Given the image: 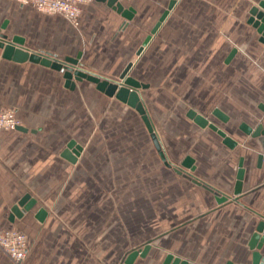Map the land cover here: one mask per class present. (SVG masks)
Returning a JSON list of instances; mask_svg holds the SVG:
<instances>
[{"label":"crops","instance_id":"crops-1","mask_svg":"<svg viewBox=\"0 0 264 264\" xmlns=\"http://www.w3.org/2000/svg\"><path fill=\"white\" fill-rule=\"evenodd\" d=\"M7 1L21 10L31 8L39 15L58 16L69 23L60 15L43 14L31 6ZM262 1L178 0L142 53V58L157 54V67L171 69L163 70V74L179 76V81H174L179 90L185 91L182 83L188 86V99H179L178 110L172 114L179 134L190 132L188 142H183L187 149L181 164L188 156L193 158L196 168L192 174L229 199L220 204L214 193L185 177L157 181V186L162 183L167 189L161 195L153 237L139 239L149 232L134 231L132 224L123 232L130 249L152 245L148 255L138 257L133 264H164L169 254L192 264H240L252 252L249 240L264 214V168H258L263 150L259 140L242 132L240 125L264 126V42L249 23L251 10ZM5 2L0 0V20ZM170 2H122L126 9H133V18L126 26V19L107 0L83 6L79 24H69L77 29L82 42L100 52L85 54L80 49V62L96 74L117 79ZM8 23L2 21L0 34ZM106 45L111 52H120L102 53ZM123 48L127 51L124 54ZM234 50L235 55L227 62ZM41 52L60 58L78 55ZM214 75L220 76L218 82H214ZM65 82L63 72L30 61L6 60L0 49V111L15 109L28 129L0 130V231L17 229L27 234L29 252L23 264H118L115 222L102 227L99 207L85 210L83 190L92 180L86 182L85 173L80 172L87 148L78 134L84 127L86 96L93 94L130 106L106 96L87 80L77 82L74 90ZM192 109L212 119L238 145L230 149L216 132L198 126L188 117ZM216 109L230 118L228 123L212 117ZM71 140L83 148L76 162L63 157ZM241 160L245 169L243 190L235 196ZM27 193L37 204L12 222L13 206ZM95 198L93 195L92 200ZM41 208L47 211L43 221L36 218Z\"/></svg>","mask_w":264,"mask_h":264},{"label":"rangeland","instance_id":"rangeland-1","mask_svg":"<svg viewBox=\"0 0 264 264\" xmlns=\"http://www.w3.org/2000/svg\"><path fill=\"white\" fill-rule=\"evenodd\" d=\"M3 8L4 17L1 18L0 25L3 20H9L3 33L10 39L15 36L25 38V47L28 50L40 52L41 49H45L58 54H77L80 49L84 50L85 54L100 52L82 42L77 29L71 27L70 21L69 24L58 16L39 15L31 8L21 10L16 3L7 0ZM139 37V34L138 37H134L135 42L132 46L136 45ZM110 49L107 46L102 53H110ZM118 52L115 50L111 53ZM126 52L124 48L121 50L122 54ZM156 55L146 54L142 58L143 54L137 56L133 51L130 61L135 65L130 75L149 85L148 88L139 90L140 97L169 163L182 167L181 160L187 149L183 142H188L190 132L186 130L185 135L179 134L178 124L173 122L172 114L178 110L179 99L183 102L184 99H188L189 92L186 90L188 86L182 83L185 91L183 88L179 90L174 82L179 81V76L163 74V70L167 72L171 69L158 68ZM115 78L117 79H110L118 80L119 76ZM219 79V75H214V82L215 80L218 82ZM187 81L186 78L185 82L188 83ZM86 99L83 108L84 127L82 134H78L80 142L87 148L80 172L85 173L86 182L92 180L83 190L85 210L89 212L99 207L98 221L102 227L108 226V222L111 224L115 222L118 264H124L128 254L134 251L133 248H128L129 240H126L123 234L126 226L132 224L134 231L142 229L149 232L139 236L141 237L139 239L153 237L151 233L155 232L158 207L162 205L161 195L167 189L162 187V183H159L161 186H157V181L183 176L178 175L174 167H168L171 172L168 171L142 116L135 109L115 103L113 99L99 98L93 94L86 96ZM79 109L81 111V108ZM11 111H14L15 117L24 126L15 109L5 108L0 114ZM212 117L215 116L212 114ZM73 134L77 135V132L74 130ZM93 195L96 197L94 200ZM12 263L16 264L0 248V264Z\"/></svg>","mask_w":264,"mask_h":264},{"label":"water","instance_id":"water-1","mask_svg":"<svg viewBox=\"0 0 264 264\" xmlns=\"http://www.w3.org/2000/svg\"><path fill=\"white\" fill-rule=\"evenodd\" d=\"M108 5L116 10L123 18L126 19L124 26L127 25V21H131L133 18V9H126L124 4L119 0H107ZM178 0H171L168 9L165 11L160 21L156 24L151 34L146 38L143 45L137 52V56L142 55L145 47L148 45L152 36L157 33L162 23L165 21L170 11L175 7ZM251 18L249 20L250 24L257 29L258 33L261 34V41L264 42V0L259 3L258 6H255L251 10ZM123 26V27H124ZM0 49L2 50V57L6 60H12L15 62H26L30 61L42 66L50 67L54 70L63 72L64 78L66 80L65 85L67 88L74 90L77 86V82H82L87 80L96 84L97 89L104 93L106 96L111 98H116L123 103H126L133 109H135L144 120L149 132L151 133L152 140L154 145L159 152V155L162 161L168 167H174L175 171L182 175L183 177L191 180L198 186H202L206 190L214 193L216 195L218 203H224L228 201V196H225L210 187L208 184L197 179L192 172L195 171L194 159L188 156L182 163V167L174 166L169 163L166 154L162 148V145L159 141L158 136L156 135L151 120L149 118L147 109L140 97L139 90L141 88L146 89L149 86L141 83L134 77L130 75L132 69L134 68V63L131 61L119 76L118 80L110 79L102 75L96 74L92 71L87 70L83 64L80 62L83 52H79L76 57H65L60 58L54 54L48 52H37L28 50L25 47V39L21 36H15L10 39L6 34H0ZM235 55V50L230 54L227 59V62H230L233 56ZM263 108V107H262ZM264 109V108H263ZM213 115L224 123H228L230 118L224 114L220 109H216L213 112ZM188 117L194 120V122L201 128H209L212 131L216 132L222 139L223 143L230 149H234L238 142L230 137L219 125L212 122L209 118L199 114L195 110H189ZM242 132L247 134L252 138H257L262 146L263 152L258 157V168H264V126L259 124L256 128H253L247 123L240 125ZM17 130L27 132L28 129L24 126L17 127ZM82 146L77 144L75 140H71L66 150L63 153V157L68 159L71 162H76L78 157L82 152ZM190 170L187 171V170ZM245 175V169L243 168V160H241L237 175V182L234 190V195L239 196L243 190V180ZM37 200L32 197L31 194H25L17 204H15L11 210L10 220L13 222L15 218H23L25 214L30 212L35 205ZM47 216V211L44 208H41L36 218L40 221H43ZM249 248L252 251L250 256L240 264H264V255L262 250L264 248V214L260 215V221L257 223L255 232L252 234L249 240ZM152 245L150 243L146 244L144 247L132 251L125 263L133 264L138 257L145 258ZM164 264H192L185 260H182L180 257H176L172 254H169ZM227 264H234L233 262H228Z\"/></svg>","mask_w":264,"mask_h":264},{"label":"built area","instance_id":"built-area-1","mask_svg":"<svg viewBox=\"0 0 264 264\" xmlns=\"http://www.w3.org/2000/svg\"><path fill=\"white\" fill-rule=\"evenodd\" d=\"M23 6H31L47 15H60L72 24H79L82 7L94 0H14ZM120 2L128 0H119ZM23 126L15 117L14 111L0 114V129L17 130ZM0 248L8 254L16 264H23L29 252L27 235L17 229L0 231Z\"/></svg>","mask_w":264,"mask_h":264}]
</instances>
